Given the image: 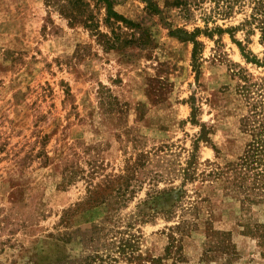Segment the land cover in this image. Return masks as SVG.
I'll return each instance as SVG.
<instances>
[{
  "label": "rangeland",
  "instance_id": "rangeland-1",
  "mask_svg": "<svg viewBox=\"0 0 264 264\" xmlns=\"http://www.w3.org/2000/svg\"><path fill=\"white\" fill-rule=\"evenodd\" d=\"M112 1L145 46L0 0V264H264V194L240 167L264 122L253 4ZM218 26L196 62L171 34Z\"/></svg>",
  "mask_w": 264,
  "mask_h": 264
},
{
  "label": "trees",
  "instance_id": "trees-1",
  "mask_svg": "<svg viewBox=\"0 0 264 264\" xmlns=\"http://www.w3.org/2000/svg\"><path fill=\"white\" fill-rule=\"evenodd\" d=\"M216 4V9L223 15H229L236 5H242L247 0H213ZM250 4H253V14L251 20H247L246 23L251 24L253 21H259L261 29L264 34V0H248ZM47 4L55 8L63 17L68 20L71 27L82 26L88 30L92 36H95L98 43L101 44L107 50L120 49L126 45H132L138 43L139 46H145L149 40L148 31L142 27L141 23L128 19L117 10H115L112 0H47ZM177 5H186L183 0H175ZM153 3H150L147 7L152 8ZM155 10V9H153ZM127 27L132 30L128 33L124 31ZM105 28V29H104ZM217 30L223 33L225 30L221 27H215V29L196 28L194 31L189 32L184 29L172 30L171 34L176 35L179 39L184 41H191L194 44L193 59L196 62L199 47L201 43L197 40V36L202 33H206L209 36ZM139 33V36L136 33ZM248 60V55H245ZM196 108H194L193 116H195ZM194 122L195 119H194ZM246 123L245 126L251 130L252 139L248 143L247 149L244 155L240 158L241 169H246L251 172L253 182L251 186H245L246 189H253L255 191L264 194V122L260 121L258 125H250ZM201 138L205 141H209L207 132L202 129ZM192 166V162L189 163V168ZM190 169L187 170V175H190ZM248 200H251L248 198Z\"/></svg>",
  "mask_w": 264,
  "mask_h": 264
}]
</instances>
